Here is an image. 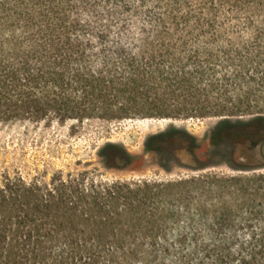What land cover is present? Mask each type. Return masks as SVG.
Segmentation results:
<instances>
[{
  "label": "trees",
  "instance_id": "16d2710c",
  "mask_svg": "<svg viewBox=\"0 0 264 264\" xmlns=\"http://www.w3.org/2000/svg\"><path fill=\"white\" fill-rule=\"evenodd\" d=\"M208 118L213 148L235 141L225 164L264 145V0H0V125ZM160 136L144 151L158 157ZM99 157L131 161L117 145ZM217 165L170 180L4 172L0 264H264V163Z\"/></svg>",
  "mask_w": 264,
  "mask_h": 264
},
{
  "label": "rangeland",
  "instance_id": "374dc122",
  "mask_svg": "<svg viewBox=\"0 0 264 264\" xmlns=\"http://www.w3.org/2000/svg\"><path fill=\"white\" fill-rule=\"evenodd\" d=\"M215 118L190 120H123L119 122L88 121L70 134L67 125L52 123H12L0 125V176L4 172L21 175L25 180L39 178L48 181L57 171L63 173L87 172L95 180L155 179L170 180L199 173L195 166L212 161L220 163L208 170L223 175H247L260 170L249 171L250 166L264 163V145L252 151L239 148L235 161L225 164L229 147L235 141L217 142L213 148L208 140V131L216 124ZM173 125L185 129L197 139L196 160L183 156L184 166H165L152 153L144 151L143 140L152 133ZM106 145H117L129 153L131 161L123 169H109L99 157ZM247 151V153L245 152ZM245 152V153H244ZM250 158L247 165L240 158ZM162 163V162H161ZM163 166V165H162ZM264 172V169L261 170Z\"/></svg>",
  "mask_w": 264,
  "mask_h": 264
},
{
  "label": "flooded vegetation",
  "instance_id": "af4514ba",
  "mask_svg": "<svg viewBox=\"0 0 264 264\" xmlns=\"http://www.w3.org/2000/svg\"><path fill=\"white\" fill-rule=\"evenodd\" d=\"M215 125L216 124H214V126ZM213 127L208 131L207 133L208 135L210 131L213 129ZM170 128H175L180 131L176 133H170L164 135ZM155 135H162L157 139V143L160 144L163 149L162 152L158 153V159L162 161V163H166L167 165H171V166L182 167L184 166V164H186L183 160V156L184 157L191 156V160H193V158L196 156L195 151L198 148L199 144L197 143L196 145L194 142V144H192V149H190L191 139L193 138L196 139V137L191 133H189L187 130L170 125L164 128L163 130L147 135L145 138H147L148 136H155ZM144 140H143V144H144ZM239 162L241 164L247 165L248 163L251 162V159L244 157V158H240Z\"/></svg>",
  "mask_w": 264,
  "mask_h": 264
},
{
  "label": "water",
  "instance_id": "95a60500",
  "mask_svg": "<svg viewBox=\"0 0 264 264\" xmlns=\"http://www.w3.org/2000/svg\"><path fill=\"white\" fill-rule=\"evenodd\" d=\"M217 120H219V119H217ZM217 122H218V121H217ZM217 122H216V123H217Z\"/></svg>",
  "mask_w": 264,
  "mask_h": 264
}]
</instances>
